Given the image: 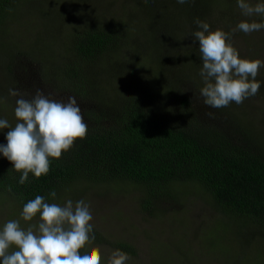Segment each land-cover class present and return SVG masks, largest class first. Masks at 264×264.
Wrapping results in <instances>:
<instances>
[{
  "label": "rangeland",
  "instance_id": "1",
  "mask_svg": "<svg viewBox=\"0 0 264 264\" xmlns=\"http://www.w3.org/2000/svg\"><path fill=\"white\" fill-rule=\"evenodd\" d=\"M138 1L148 0H16L0 21V119L13 127L18 122L14 109L19 97L9 95V89L19 90L26 99L37 89L56 100L71 95L76 97L84 120V114L89 116L88 107L90 118L100 112L115 118L128 98L124 87L133 80L155 95L158 90L172 92V97L156 98L172 115L181 111L177 97H187L196 122L251 141L264 160V68L256 77L261 88L255 96L239 105L209 107L200 96L202 60L198 41L191 35L198 30L197 18L208 22L212 30L231 32L242 20L264 22V17L243 16L237 0H205L193 8L176 4L177 0H150L145 9ZM121 19L129 45L108 57L102 67L85 70L97 93L96 103L58 89L50 77L51 67L64 58L63 45L70 44L74 28ZM230 39L241 57L264 60V29L251 34L236 31ZM7 131L0 129V144H7ZM166 191L144 210V192L133 182L75 181L59 189L49 203L63 205L69 199H83L91 205L95 239L84 252L99 248L102 264H107L116 249L129 255L127 264H264L262 229L245 219L226 216L202 188L173 183ZM21 212L7 196L0 198V229L14 219L25 229L39 222V216L24 222ZM122 242L128 244L127 249L118 245ZM11 250H16L15 246Z\"/></svg>",
  "mask_w": 264,
  "mask_h": 264
},
{
  "label": "trees",
  "instance_id": "2",
  "mask_svg": "<svg viewBox=\"0 0 264 264\" xmlns=\"http://www.w3.org/2000/svg\"><path fill=\"white\" fill-rule=\"evenodd\" d=\"M15 1L0 0V21ZM138 2L145 9L150 0ZM205 2L189 0L183 5L193 8ZM122 21L80 24L74 28L70 44L63 45L64 58L51 67L50 77L53 76L58 89L70 91L92 105L96 103L97 93L85 70L102 67L108 57L129 45ZM124 88L128 98L121 103L115 118H106L102 112L90 118V108L86 109L89 113L84 114L88 125L86 138L77 139L59 160L52 158L47 175L36 178L30 173L28 181L20 184L21 173L0 153V198L7 196L22 209L37 195L50 202L51 191L57 193L75 181L91 184L128 181L144 192L141 206L149 210L150 201L167 194L173 183H189L202 188L229 218L245 219L264 231V160L255 145L196 122L187 97H177L181 111L172 115L158 100L172 97V92L158 90L155 95L133 80ZM124 243L118 245L127 249L128 244Z\"/></svg>",
  "mask_w": 264,
  "mask_h": 264
},
{
  "label": "clouds",
  "instance_id": "3",
  "mask_svg": "<svg viewBox=\"0 0 264 264\" xmlns=\"http://www.w3.org/2000/svg\"><path fill=\"white\" fill-rule=\"evenodd\" d=\"M188 2L177 0L181 5ZM237 6L245 17H264V2L253 4L250 0H237ZM195 23L198 30L191 35L194 42L198 41L201 54L203 103L219 109L232 103L243 104L255 96L261 88L256 77L264 68V60L241 57L230 37L236 31L245 34L260 31L264 29V22L242 20L231 32L220 28L212 30L208 22L199 18ZM9 95L19 97L14 109L18 122L13 127L6 119H0V129H9L7 144H0V153L21 173L19 183L24 184L30 173L36 178L47 175L51 159L59 160L77 139L86 138L88 125L74 96L56 100L39 89L31 99L24 98L15 89H9ZM11 190L9 186L8 191ZM49 195L55 199L57 193L53 190ZM37 216L39 222L30 224L27 229L15 219L3 225L0 264H102L103 254L99 248L91 247L81 253V249L94 240L89 203L69 199L60 205L37 195L23 205L21 218L31 222ZM13 246L16 250H11ZM129 259L126 252L116 249L107 264H127Z\"/></svg>",
  "mask_w": 264,
  "mask_h": 264
}]
</instances>
